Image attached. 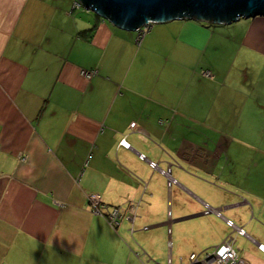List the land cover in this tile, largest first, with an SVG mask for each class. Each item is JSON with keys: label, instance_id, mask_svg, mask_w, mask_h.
Wrapping results in <instances>:
<instances>
[{"label": "crops", "instance_id": "obj_1", "mask_svg": "<svg viewBox=\"0 0 264 264\" xmlns=\"http://www.w3.org/2000/svg\"><path fill=\"white\" fill-rule=\"evenodd\" d=\"M83 8L0 0V264H186L227 237L264 264V15L138 39Z\"/></svg>", "mask_w": 264, "mask_h": 264}, {"label": "water", "instance_id": "obj_2", "mask_svg": "<svg viewBox=\"0 0 264 264\" xmlns=\"http://www.w3.org/2000/svg\"><path fill=\"white\" fill-rule=\"evenodd\" d=\"M84 8L125 30L147 23L189 18L229 23L240 17L264 15V0H76Z\"/></svg>", "mask_w": 264, "mask_h": 264}, {"label": "built area", "instance_id": "obj_3", "mask_svg": "<svg viewBox=\"0 0 264 264\" xmlns=\"http://www.w3.org/2000/svg\"><path fill=\"white\" fill-rule=\"evenodd\" d=\"M74 6L78 7L81 6V4L75 0ZM150 25L151 23H147L144 27H140L137 29L138 39L145 33V31L150 27ZM83 72L86 74L87 77H89L93 73L92 71ZM201 74L203 76H208L210 75V72L208 70H205L202 71ZM131 126H134V123H132ZM120 144L124 147H129V142L126 141V139H121ZM151 165L154 166L153 163ZM90 201H92V207L94 208L95 212L102 214L111 224L119 218V208H109L107 205L100 203L99 198L94 195L90 197ZM206 208V212L211 211V209H209L207 206ZM227 223L231 224L229 220H227ZM237 231L240 234H244V231L241 228H239ZM256 245L261 251L264 252L263 243L257 242ZM162 264L173 263L170 259H168L166 263ZM186 264H246V262L242 257L239 256L236 249L233 247L232 239L227 237L221 243L214 246L211 250H204L200 253H191L188 256Z\"/></svg>", "mask_w": 264, "mask_h": 264}, {"label": "rangeland", "instance_id": "obj_4", "mask_svg": "<svg viewBox=\"0 0 264 264\" xmlns=\"http://www.w3.org/2000/svg\"><path fill=\"white\" fill-rule=\"evenodd\" d=\"M84 10H86V9H84ZM89 10H90V9H87L86 11L88 12ZM247 18H250V17H247ZM196 21H197V20H196ZM199 22H200V21H199ZM153 24H154V23H151V25H153ZM201 72H202V71H200V73H201ZM81 74L84 75V76H86V74H85L84 72H81ZM200 130H201V128H200ZM144 233L147 234V231H144ZM175 249H176V248H175ZM175 249H174V250H175ZM202 250H203V249H202ZM206 250H207V249H206ZM210 250H211V249H210ZM200 251H201V250H196L195 252H198V253H199ZM164 255H165V256H164L163 258L166 259V258H167V244H166V247H165V253H164ZM174 260L176 261V263H174V264H178L177 259L174 258ZM183 262H184V263L186 262V257H184V256H183ZM184 263H183V264H184Z\"/></svg>", "mask_w": 264, "mask_h": 264}, {"label": "trees", "instance_id": "obj_5", "mask_svg": "<svg viewBox=\"0 0 264 264\" xmlns=\"http://www.w3.org/2000/svg\"><path fill=\"white\" fill-rule=\"evenodd\" d=\"M73 2H75V0H73ZM79 8L81 7V8H83V6L81 5V6H78ZM84 9V8H83ZM201 22V21H200ZM206 23H208V22H206ZM86 36H88L87 34H86ZM91 71H93V70H91ZM202 71H205V70H202ZM210 72V71H209ZM210 75H211V73H210ZM210 75H208V76H210ZM208 76H205V77H208Z\"/></svg>", "mask_w": 264, "mask_h": 264}, {"label": "bare ground", "instance_id": "obj_6", "mask_svg": "<svg viewBox=\"0 0 264 264\" xmlns=\"http://www.w3.org/2000/svg\"><path fill=\"white\" fill-rule=\"evenodd\" d=\"M155 264H162V263H160V262H156Z\"/></svg>", "mask_w": 264, "mask_h": 264}]
</instances>
